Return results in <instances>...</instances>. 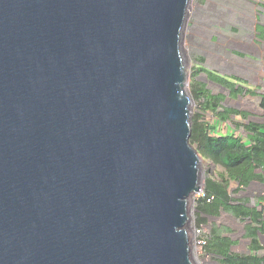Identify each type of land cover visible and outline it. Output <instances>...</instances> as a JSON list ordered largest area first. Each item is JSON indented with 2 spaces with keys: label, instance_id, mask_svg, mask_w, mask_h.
<instances>
[{
  "label": "water",
  "instance_id": "95a60500",
  "mask_svg": "<svg viewBox=\"0 0 264 264\" xmlns=\"http://www.w3.org/2000/svg\"><path fill=\"white\" fill-rule=\"evenodd\" d=\"M189 0H0V264H194Z\"/></svg>",
  "mask_w": 264,
  "mask_h": 264
},
{
  "label": "rangeland",
  "instance_id": "374dc122",
  "mask_svg": "<svg viewBox=\"0 0 264 264\" xmlns=\"http://www.w3.org/2000/svg\"><path fill=\"white\" fill-rule=\"evenodd\" d=\"M262 6L256 3L257 26L255 33L258 40L263 43L264 8ZM245 31L248 32V29L246 28ZM236 32V0H189L184 26L181 31L180 47L184 71L186 73L184 91L191 98V120L198 113L207 123L216 125L215 132L222 134L226 132L230 133L232 129L235 134L236 132L242 133L241 128L233 127V124L245 122L248 118L246 120L242 118L237 119V121L236 117L232 116L231 122H216V119L210 112L202 113L200 111L199 106L202 97L198 99L193 98L191 94L192 88H196L197 90L203 89L210 94L224 95L225 99L221 102L220 108L231 107L245 110L251 116H256L250 117L249 120L260 123L264 122V113L259 110L258 98L256 96H245L236 99V96H231L223 87L209 81L206 73L199 70V68H204L236 82ZM263 58L264 49L261 51V58L258 59ZM259 64L257 70L260 68ZM260 73L258 71V77ZM263 75L264 72L261 76ZM257 83H260V81H257ZM251 84H254L252 80L248 86ZM260 117H263V119H257ZM198 155L200 157V188L202 189L204 179L206 177L217 178V175L222 173V168L200 154ZM236 186L234 182L229 183V191L232 197L246 198L248 199L247 205L259 206V201H261L260 182L253 181L247 187L237 192L235 191ZM200 193V191L191 193L186 204L189 216L188 235L191 242L190 253L194 264H221L217 257L207 254L203 247L205 244H203L202 240L208 239L211 227H217L219 232L231 239L233 242L230 248L231 251L247 253L249 251V240L244 235V226L247 224L246 220H239L228 213L220 212L217 217H206V223L196 225V202L201 197ZM258 240L262 246V250L259 252L264 254V236L259 235Z\"/></svg>",
  "mask_w": 264,
  "mask_h": 264
},
{
  "label": "trees",
  "instance_id": "16d2710c",
  "mask_svg": "<svg viewBox=\"0 0 264 264\" xmlns=\"http://www.w3.org/2000/svg\"><path fill=\"white\" fill-rule=\"evenodd\" d=\"M264 8V5L262 6ZM209 81L214 82L229 92L231 96L251 94L248 89L237 82L218 75L204 68ZM235 79V78H234ZM193 98H201L200 111L210 112L216 122L225 123L232 121V116H239L246 120L248 113L238 108L221 107L225 96L210 94L203 89H191ZM258 107L264 111V94L259 96ZM220 108V109H219ZM189 142L198 154L209 159L213 164L222 168V173L217 178L206 177L202 192L204 197H199L196 207V225L206 223V217H217L220 212L230 214L236 219L246 220L244 235L249 239V252L236 253L231 251L233 242L217 227L210 228V235L205 239L204 250L218 258L221 264H264V254L259 251L258 236H264V209L263 197H260L259 206L247 205L248 199L234 198L229 191V183H236V192L247 187L251 182H262L264 171V122L245 121L234 123L233 127L241 128L242 133L222 134L215 132L216 125L209 124L203 117L196 113L192 118ZM228 131V129H227ZM207 199H209L207 201Z\"/></svg>",
  "mask_w": 264,
  "mask_h": 264
},
{
  "label": "crops",
  "instance_id": "0c3cea01",
  "mask_svg": "<svg viewBox=\"0 0 264 264\" xmlns=\"http://www.w3.org/2000/svg\"><path fill=\"white\" fill-rule=\"evenodd\" d=\"M256 19L257 15L255 0H236V82L244 86L245 89H248L250 92H252L251 94L246 93L241 96L238 95L236 96V99L245 96H256L259 102V96L264 94V75L261 76L264 72V70H262L264 69V58H258H261V51L264 49V42H260L255 33L257 26ZM246 28L248 29V32L245 31ZM258 63H260L259 70H257ZM258 71L261 72L259 77ZM262 77L263 79L261 80ZM251 80L254 82V84L248 86L251 83ZM257 81H260V83H257ZM260 111L264 113V111ZM246 112L248 113L247 120H249L250 117H256L251 116L248 111ZM237 119H241V117L236 116V120ZM257 119H263V117ZM261 186L262 182H260V188Z\"/></svg>",
  "mask_w": 264,
  "mask_h": 264
},
{
  "label": "built area",
  "instance_id": "2783aa9c",
  "mask_svg": "<svg viewBox=\"0 0 264 264\" xmlns=\"http://www.w3.org/2000/svg\"><path fill=\"white\" fill-rule=\"evenodd\" d=\"M255 2L256 3H258V4H260V5H264V0H255ZM262 178H263V180H262V183H263V186H262V188H261V196L264 198V171L262 172ZM198 191H200L201 193H200V196L201 197H204V194H203V192H202V189L200 188ZM197 191V192H198ZM209 199H207V201H208ZM262 206H263V209H264V199H263V202H262ZM202 242H203V244H205V240H202Z\"/></svg>",
  "mask_w": 264,
  "mask_h": 264
},
{
  "label": "clouds",
  "instance_id": "9594fccd",
  "mask_svg": "<svg viewBox=\"0 0 264 264\" xmlns=\"http://www.w3.org/2000/svg\"><path fill=\"white\" fill-rule=\"evenodd\" d=\"M262 186H263V183H262ZM262 186H261V188H262ZM260 197H262V196H260Z\"/></svg>",
  "mask_w": 264,
  "mask_h": 264
},
{
  "label": "flooded vegetation",
  "instance_id": "af4514ba",
  "mask_svg": "<svg viewBox=\"0 0 264 264\" xmlns=\"http://www.w3.org/2000/svg\"><path fill=\"white\" fill-rule=\"evenodd\" d=\"M252 183V182H251Z\"/></svg>",
  "mask_w": 264,
  "mask_h": 264
}]
</instances>
